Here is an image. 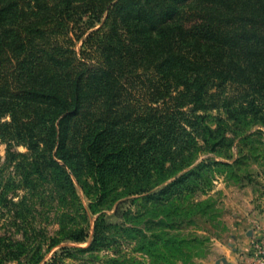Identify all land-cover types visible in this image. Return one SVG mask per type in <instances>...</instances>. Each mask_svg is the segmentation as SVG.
<instances>
[{
  "label": "trees",
  "instance_id": "16d2710c",
  "mask_svg": "<svg viewBox=\"0 0 264 264\" xmlns=\"http://www.w3.org/2000/svg\"><path fill=\"white\" fill-rule=\"evenodd\" d=\"M85 17L100 24L86 36ZM214 110L220 123L264 124V0H0L9 151L62 161L102 193L176 194L196 172L181 174L202 148L197 132L216 137Z\"/></svg>",
  "mask_w": 264,
  "mask_h": 264
},
{
  "label": "rangeland",
  "instance_id": "374dc122",
  "mask_svg": "<svg viewBox=\"0 0 264 264\" xmlns=\"http://www.w3.org/2000/svg\"><path fill=\"white\" fill-rule=\"evenodd\" d=\"M88 22L85 17L78 26L84 36L100 26L88 29ZM209 114L216 137L207 143L197 132L202 148L181 174L196 172L176 194L158 195L160 188L135 196L122 188L102 193L90 175L78 179L62 161L52 165L23 145L13 143L9 151L0 136V264H225L244 258L256 224L264 221V124L253 116L220 123L217 117L226 115ZM81 229L86 241L74 240L71 234Z\"/></svg>",
  "mask_w": 264,
  "mask_h": 264
},
{
  "label": "built area",
  "instance_id": "2783aa9c",
  "mask_svg": "<svg viewBox=\"0 0 264 264\" xmlns=\"http://www.w3.org/2000/svg\"><path fill=\"white\" fill-rule=\"evenodd\" d=\"M256 237L246 256L242 258V264H264V221L256 224Z\"/></svg>",
  "mask_w": 264,
  "mask_h": 264
},
{
  "label": "crops",
  "instance_id": "0c3cea01",
  "mask_svg": "<svg viewBox=\"0 0 264 264\" xmlns=\"http://www.w3.org/2000/svg\"><path fill=\"white\" fill-rule=\"evenodd\" d=\"M250 234H252V233H250ZM238 255V254H237ZM225 264H242V257H240L239 259L238 258H236V256H234L233 258H232V260H229V262L228 263H226V262H224Z\"/></svg>",
  "mask_w": 264,
  "mask_h": 264
}]
</instances>
